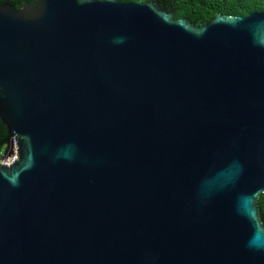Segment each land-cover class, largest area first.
Instances as JSON below:
<instances>
[{
  "label": "water",
  "instance_id": "obj_1",
  "mask_svg": "<svg viewBox=\"0 0 264 264\" xmlns=\"http://www.w3.org/2000/svg\"><path fill=\"white\" fill-rule=\"evenodd\" d=\"M0 121V264H264L263 12L0 4Z\"/></svg>",
  "mask_w": 264,
  "mask_h": 264
},
{
  "label": "trees",
  "instance_id": "obj_2",
  "mask_svg": "<svg viewBox=\"0 0 264 264\" xmlns=\"http://www.w3.org/2000/svg\"><path fill=\"white\" fill-rule=\"evenodd\" d=\"M31 3L33 0H0V4H9L15 9L22 6V2ZM127 4L137 1H154L159 8L173 10L174 19H186L190 24L197 26L207 24L217 15L231 17H246L252 13H264V0H116ZM6 130L0 121V147L6 141ZM259 221L264 225V193L257 199Z\"/></svg>",
  "mask_w": 264,
  "mask_h": 264
},
{
  "label": "flooded vegetation",
  "instance_id": "obj_3",
  "mask_svg": "<svg viewBox=\"0 0 264 264\" xmlns=\"http://www.w3.org/2000/svg\"><path fill=\"white\" fill-rule=\"evenodd\" d=\"M10 146V141L6 137V141L3 146L0 147V158L3 156L6 149Z\"/></svg>",
  "mask_w": 264,
  "mask_h": 264
},
{
  "label": "built area",
  "instance_id": "obj_4",
  "mask_svg": "<svg viewBox=\"0 0 264 264\" xmlns=\"http://www.w3.org/2000/svg\"><path fill=\"white\" fill-rule=\"evenodd\" d=\"M16 159V156H13L12 158H8L7 161L3 164L5 165H9L11 162H13ZM2 163V161L0 160V164Z\"/></svg>",
  "mask_w": 264,
  "mask_h": 264
}]
</instances>
